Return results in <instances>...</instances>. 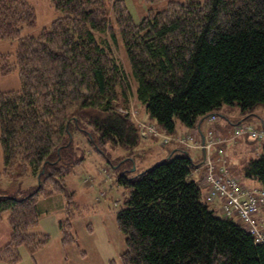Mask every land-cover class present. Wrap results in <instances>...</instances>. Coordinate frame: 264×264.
I'll return each instance as SVG.
<instances>
[{"label":"trees","instance_id":"obj_1","mask_svg":"<svg viewBox=\"0 0 264 264\" xmlns=\"http://www.w3.org/2000/svg\"><path fill=\"white\" fill-rule=\"evenodd\" d=\"M50 1L58 16L32 34L37 12L30 0H0V42H16L14 51L0 52V76L17 73L21 81L20 89L0 91L4 171L38 181L28 193L0 194V218L8 212L10 226L0 261L8 264L20 262L22 246L34 256L48 244V234L32 231L41 198L62 194L74 203L65 176L79 161L75 131L94 150L138 153L144 137L132 92L151 119L142 123L170 137L178 136V121L196 129L224 105L247 117L264 106V0H168L140 22L125 0ZM116 32L130 74L105 38L117 42ZM162 161L140 173L119 166L117 182L128 188L116 217L125 235L122 264H264V245L207 200L189 150L179 146ZM240 173L264 187V148ZM68 210L59 222L64 245L78 243Z\"/></svg>","mask_w":264,"mask_h":264},{"label":"rangeland","instance_id":"obj_2","mask_svg":"<svg viewBox=\"0 0 264 264\" xmlns=\"http://www.w3.org/2000/svg\"><path fill=\"white\" fill-rule=\"evenodd\" d=\"M125 1L134 20L140 22L149 7H164L168 0H160L157 4H150L148 0ZM30 2L37 12V26L27 30V33L38 34L43 27L49 25L58 16V12L54 9L50 0H30ZM116 36L117 42H114L110 36H105V38L110 41L115 56L121 62L125 71L130 74L128 57L119 32H116ZM15 47L16 42H0V52H12ZM132 85L135 89L133 82ZM20 87L21 81L17 73L0 76V91L17 90ZM131 111L136 121H141L142 115L147 113L144 107L139 104L133 92L131 95ZM252 113L254 115L247 117L248 114H243L240 107L224 105L219 111V118L223 121L241 122L242 125H253L257 129H264V106H258ZM178 123L182 124L180 121ZM156 128L158 131H163V129ZM232 130H230V134ZM240 137L226 143L233 146L239 145L232 151L233 155L236 156V159L232 158L231 160L234 169L232 175L244 180L240 173L241 168L248 158L258 156L264 146L259 141L246 135ZM150 138L144 137V144L152 145L155 151H161V146L174 143V141L169 142L162 138H151V140ZM142 143L143 139H141L140 145ZM181 145L187 147L185 143ZM222 147L227 148L225 145ZM131 150L120 146H106L102 152L94 150L85 134L82 131H75L73 134V161L78 159L79 161L69 167L65 176L68 189L74 191V203L69 206L67 197L62 194L40 199L38 206L41 216L38 226L33 228L32 231L46 233L49 235L50 240L34 256L29 253L26 247L22 246L20 249L21 260L17 264H122L121 254L126 249L125 235L119 229L116 217L117 212L124 206L128 188L117 182L120 175L119 166L125 164L124 169L140 173L144 170V166L146 168L152 166L149 162H153V165L158 164L153 161L155 160L154 157L151 158L144 154L145 151L139 149L137 153L135 151L131 152ZM217 150L218 147H212V153H217ZM127 157L135 158L136 164L134 165ZM218 157L216 156V158ZM223 159L226 161V157L223 156ZM218 161L220 160L218 159ZM205 172L203 176H205ZM37 184L36 178L30 176V174L18 179L7 175L4 171L0 144V194H15L17 191L28 193L35 189ZM210 204L212 207L214 206L213 203ZM68 207L71 211L73 233L76 235L78 243L64 245L59 222L61 219L69 217ZM217 214L220 215V212L217 211ZM9 234L10 226L7 212L3 215V218H0V246L8 241ZM0 264L8 263L0 261Z\"/></svg>","mask_w":264,"mask_h":264},{"label":"built area","instance_id":"obj_3","mask_svg":"<svg viewBox=\"0 0 264 264\" xmlns=\"http://www.w3.org/2000/svg\"><path fill=\"white\" fill-rule=\"evenodd\" d=\"M209 120L216 123L218 116L212 115ZM140 127L143 137L155 136L169 142L188 144L186 136L170 137L160 133L153 124L140 123ZM231 135L232 137L223 139L217 129L212 127L208 130L204 142L200 144L205 153L206 172L203 183L208 187L206 198L210 203L220 201L223 216L239 219L253 235L255 241L264 245V224L259 218L260 213L264 212V187L245 186L239 177L231 175L226 167L218 168L211 158L212 147L218 145L220 146L218 159L225 162L221 145L227 141L236 140L242 135L255 139L264 146V129L240 124L234 126Z\"/></svg>","mask_w":264,"mask_h":264},{"label":"crops","instance_id":"obj_4","mask_svg":"<svg viewBox=\"0 0 264 264\" xmlns=\"http://www.w3.org/2000/svg\"><path fill=\"white\" fill-rule=\"evenodd\" d=\"M141 120L144 122H149L150 118H149L147 113H144L142 115ZM234 126H236V125H234V123L232 121H223L219 118V116H218V121L216 123H212L209 119H206L201 124H199L196 129H189L185 125L177 123V130H176L175 135L186 136V137L190 136L187 138L188 144H187L186 148L191 153L195 162L199 164L194 170L193 177L199 181L200 185L203 187L204 190H205V186H204L205 184L203 183V180H204L203 174L206 170L205 153H204V150L200 147V144L205 139V136H206L208 130L211 129L212 127H215L217 129V131L220 133V136L223 139H226V138L232 137V135L230 134V130H232L234 128ZM159 132L162 134H166L165 132H163L161 130ZM239 138H241V137H239ZM150 140H151V138H150ZM144 142H145V139H143V143L141 144V148L139 146V148L137 150L139 151V149H140L141 151H145L144 154L148 155L151 158L154 157L155 160H153V161H156V163L158 161H162V160L168 158L169 156L172 155L173 152H175L178 149L179 146H182L180 143L174 142V143H169V145L161 146V148H162L161 151L160 150L155 151V148H152V145H145ZM223 145L227 146L226 149H224V147H222L224 157H226L225 163L223 161H218V158H216V156H220L219 155V147L220 146H218V145L215 146L216 148L218 147L217 153L216 152L212 153L211 158L216 163L218 168L220 166L221 167L224 166L228 169L229 173L231 172L230 174L232 175L234 169L232 167L233 163H231V160H232V158L236 159V156L233 155L232 151H234L235 148L238 147L239 145L233 146V145H230L226 142L224 144H222L221 146H223ZM152 163L153 162H149V164L153 165ZM145 168H146V166L143 167V169H145ZM242 182L247 187L259 186V183L252 180V179H245L244 178V180L242 179ZM213 205H214L213 208L216 209L217 211H219L220 215H223L221 208H220V202L216 201V203H213ZM259 218L261 220V223L264 224V212L260 213Z\"/></svg>","mask_w":264,"mask_h":264},{"label":"water","instance_id":"obj_5","mask_svg":"<svg viewBox=\"0 0 264 264\" xmlns=\"http://www.w3.org/2000/svg\"><path fill=\"white\" fill-rule=\"evenodd\" d=\"M240 123V122H239ZM203 142H204V140H203Z\"/></svg>","mask_w":264,"mask_h":264}]
</instances>
